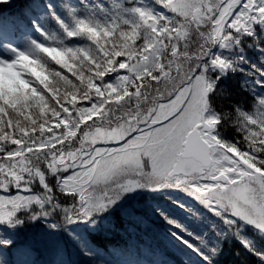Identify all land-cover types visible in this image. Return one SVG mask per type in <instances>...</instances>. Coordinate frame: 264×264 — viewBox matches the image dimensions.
Masks as SVG:
<instances>
[{"label":"snow or ice","instance_id":"snow-or-ice-1","mask_svg":"<svg viewBox=\"0 0 264 264\" xmlns=\"http://www.w3.org/2000/svg\"><path fill=\"white\" fill-rule=\"evenodd\" d=\"M81 4L61 0L65 18L47 4L64 37L37 26L43 40L29 38L13 58L0 59V233L44 221L94 258L70 225L109 229L114 209L132 214L133 198L176 190L223 222L221 239L231 233L264 261L241 235L244 224L264 233V96L255 111L216 112L212 98L225 94L217 81L235 62L210 52L239 47L242 37L260 45L264 0ZM73 38L88 43L69 46ZM222 121L242 134L247 150L220 136ZM152 211L212 264L218 244L159 206ZM10 243L0 236V246Z\"/></svg>","mask_w":264,"mask_h":264},{"label":"trees","instance_id":"trees-1","mask_svg":"<svg viewBox=\"0 0 264 264\" xmlns=\"http://www.w3.org/2000/svg\"><path fill=\"white\" fill-rule=\"evenodd\" d=\"M69 2L83 7L81 0ZM49 3L54 5L52 11L56 15L65 18V12L60 7L61 0H13L8 11L17 10L19 14L12 24L18 25L26 23L28 19L32 20L33 10L39 8L36 10L45 16L41 20L43 27L63 38L64 33L47 7ZM87 3L107 8L112 6V0H87ZM30 5L32 7L29 9L31 11L29 18L25 13L20 14V11H25ZM154 6L160 10L159 5ZM0 7L3 8V5L0 4ZM256 28L258 35L255 39L260 40V45L254 43V38L242 37L239 47L234 48L232 54L226 56L235 62V70L221 75L217 81L218 89L225 93L223 96L212 98L213 107L218 113L234 112L237 107L245 112L255 111V100L259 96H264V75L257 71L264 69L262 63L264 52L260 51V47L264 46V30L260 25ZM66 43L69 46H84L88 42L73 38L66 40ZM213 49L214 47L211 50ZM235 49L239 51L236 52ZM66 74L70 79H74L70 73ZM257 81L260 83H256ZM245 83L250 87L244 86ZM160 87L163 89L164 85L161 84ZM152 91L155 94L154 89ZM217 131L223 139L235 140L242 150H247V145L242 143V134H238L230 123L222 121ZM12 194H15V189ZM173 201L183 203L188 210L178 208ZM153 206H159L169 216L204 237L208 244H218L219 252L212 258V264H264V261L231 233L221 239L217 233L226 231L223 222L192 197L176 190H167L128 201L127 207L133 209L132 214L114 209L109 222L116 226L109 229L92 232L78 225H70L72 231L82 233L87 238L96 252L94 258L85 256L66 232L51 233L44 221H37L15 231L0 233V236L11 241L7 246H0V264H204L196 253L172 235L179 230L168 224L159 213H154ZM241 235L253 243L252 248L255 249L256 246L259 249L264 248L262 239L255 236L250 228L244 227Z\"/></svg>","mask_w":264,"mask_h":264},{"label":"rangeland","instance_id":"rangeland-1","mask_svg":"<svg viewBox=\"0 0 264 264\" xmlns=\"http://www.w3.org/2000/svg\"><path fill=\"white\" fill-rule=\"evenodd\" d=\"M69 2V0H68ZM1 5H3V8L0 7V17L6 15L7 12H9V8L10 6L13 4V0H8L7 3H0ZM47 17V16H46ZM42 18L44 19L45 16H42ZM48 18V17H47ZM42 23V21H41ZM39 23V24H36L35 25V29H31L30 30V34L29 35H24L23 37H20L19 39L16 38V39H12L8 36L6 37H3V41H1L0 43V50H2L3 54L0 55V59H10V58H13L14 56V53L12 52V49L13 48H16L18 50H24L27 46V41L29 38L31 39H37V40H43V37L40 36V34L36 31V27H40L42 29H44L45 31H48L50 32L49 30L45 29L43 27V25ZM259 25H257L258 27ZM27 32V31H26ZM51 32H54V31H51ZM5 39V40H4ZM234 49H231V50H227V49H222L220 48L218 45L217 46H214V49L213 50H210V52L212 53L211 55L215 56V55H221V56H228L230 54H232V51ZM236 52H238L239 50L238 49H235ZM134 200V198L132 199ZM250 228L252 230V233L259 237L260 239H262V241L264 242V233H260L258 230H256L253 226L251 225H247V224H244L242 226V229L243 228ZM249 241V240H248ZM250 242V241H249ZM253 244L252 242H250V245ZM255 246V244H254ZM257 251H260V252H264V248L263 249H259L257 246L255 248Z\"/></svg>","mask_w":264,"mask_h":264}]
</instances>
